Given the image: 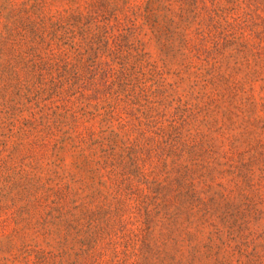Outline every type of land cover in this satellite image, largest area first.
<instances>
[{
	"label": "trees",
	"instance_id": "trees-1",
	"mask_svg": "<svg viewBox=\"0 0 264 264\" xmlns=\"http://www.w3.org/2000/svg\"><path fill=\"white\" fill-rule=\"evenodd\" d=\"M0 264H264V0H0Z\"/></svg>",
	"mask_w": 264,
	"mask_h": 264
}]
</instances>
